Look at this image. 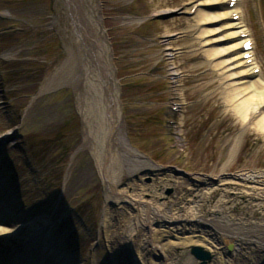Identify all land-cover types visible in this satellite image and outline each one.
Returning <instances> with one entry per match:
<instances>
[{
	"label": "rangeland",
	"instance_id": "1",
	"mask_svg": "<svg viewBox=\"0 0 264 264\" xmlns=\"http://www.w3.org/2000/svg\"><path fill=\"white\" fill-rule=\"evenodd\" d=\"M93 1L116 82L121 135L139 157L131 161L121 153L117 191L143 201L106 200L95 155L83 143L78 101L86 97L85 85L39 93L69 51L79 50L66 8L58 0H0V195L5 191L16 209L9 204L2 212L21 214L18 224H8L11 229L38 228L60 239L74 264H151L141 249L147 227L138 219L144 211L137 210L145 209L143 202L171 216L182 198L197 188L209 193L218 177L264 173V136L244 129L224 102L219 71L211 69L195 20L185 12L189 0ZM255 56L264 71L259 47ZM259 188L264 195V186ZM246 190H218L199 204L212 209L225 195L229 218L264 222L256 192ZM47 214L52 234L44 227ZM154 226L162 233L171 229L176 238L191 232L181 224ZM176 238L162 239L165 264H183L190 246H197ZM248 255L258 260L253 247L243 253ZM252 257L239 264H252Z\"/></svg>",
	"mask_w": 264,
	"mask_h": 264
},
{
	"label": "bare ground",
	"instance_id": "2",
	"mask_svg": "<svg viewBox=\"0 0 264 264\" xmlns=\"http://www.w3.org/2000/svg\"><path fill=\"white\" fill-rule=\"evenodd\" d=\"M58 1L66 8V16L71 20V31L75 36V43L79 46V50H76V55L69 51L68 59L51 76L46 78L39 87V93H48L64 86L78 89L77 87L81 84L85 85L86 97L81 96L78 101L82 102L80 103V115L84 128L83 143L89 145L92 154L95 155L96 164L103 180L105 198L115 202H127L129 205L141 204L143 200L132 199L131 196L117 191V185L121 181V166L117 161L122 156L121 153H124L131 161L139 157L125 148L124 138L121 135L116 82L112 74L109 52L102 35L103 31L98 25L94 1ZM228 3L229 0H189L190 7L185 12L189 13L192 8H195L192 16L195 20L194 29L197 31L196 39L208 62H212L211 69L219 71L220 89L224 102L239 118V122H242L244 129H252L264 136L262 71L260 70L257 79L253 74V70L260 66V62L254 55L251 65L243 59L245 53L241 46L244 39L241 38V34H249L250 31L243 16L242 4H235L229 8ZM169 12L172 11L170 9L163 10V13ZM235 13L240 15L237 21L232 20V15ZM175 69L176 67L170 69L173 77L177 73ZM210 85H207V88ZM221 174L224 175V173ZM263 178L264 173L249 172L235 175L233 178L218 177L219 182L216 187H211L210 190L206 189L209 193L202 192V188H197L186 199L182 198V206L177 207L171 216L143 202L145 209L137 210V212L144 211L138 219L140 224L144 221L147 227V236L141 243V249L146 253L145 256H148L147 259L151 264H165L166 259L161 258V251L164 248L162 239L168 241L170 238H176L173 237L174 234L170 233L171 229L162 233L159 229H153L154 225L160 227L162 224L163 226L175 225V228H179L181 224L183 229L187 226L191 232L190 236L176 238L181 240L179 244L201 246L210 254L211 264H239L240 260L244 261L252 257L251 255H248L247 258L243 256V253H248L251 247L259 253L256 257L258 260H254L252 257V264H264V222L244 223L229 218L228 215H225L226 209L223 205L230 201L225 199V195L223 199L219 200L220 204L212 209L203 210L204 204H199L200 201H207L215 191L220 190L228 194L233 187L240 186L247 189L246 191L256 192L257 197H255L258 200L256 206H260L259 208L263 210V189L259 188L264 186ZM241 193L244 194L243 196L253 195L249 192ZM182 207L185 208V211L180 210ZM201 210H203L202 213ZM20 215L19 213L17 217L13 214L11 217V215L4 216V213L0 214V252L7 253L9 259L12 258L14 252L21 254V257H30L29 254L24 253V250L30 246L29 244L12 243L14 239L22 236V226L11 229L8 224L17 223ZM207 225L213 229L206 231ZM45 241L50 243L47 239ZM169 241L171 242V240ZM151 246H155L154 249ZM31 249L34 248L31 247ZM189 255L192 258L188 256L183 264H197L198 261L194 256L190 253ZM62 256L61 254L57 255L54 261L59 258V261H67L68 257L62 258ZM152 256L157 259L152 261L150 258ZM71 263L72 259L70 258L68 264ZM171 263L173 264V261H168V264ZM60 264L64 263L60 262Z\"/></svg>",
	"mask_w": 264,
	"mask_h": 264
},
{
	"label": "water",
	"instance_id": "3",
	"mask_svg": "<svg viewBox=\"0 0 264 264\" xmlns=\"http://www.w3.org/2000/svg\"><path fill=\"white\" fill-rule=\"evenodd\" d=\"M190 252L196 259L202 260L201 264H205V261L210 259V255L200 247H191Z\"/></svg>",
	"mask_w": 264,
	"mask_h": 264
}]
</instances>
